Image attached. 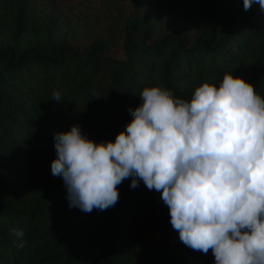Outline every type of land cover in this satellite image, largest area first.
Returning <instances> with one entry per match:
<instances>
[{
    "label": "trees",
    "instance_id": "obj_1",
    "mask_svg": "<svg viewBox=\"0 0 264 264\" xmlns=\"http://www.w3.org/2000/svg\"><path fill=\"white\" fill-rule=\"evenodd\" d=\"M225 74L264 99L258 4L0 0V264H215L212 249L180 241L161 193L142 180L132 188L126 178L114 206L85 213L69 207L51 163L54 133L78 125L114 142L145 87L190 101Z\"/></svg>",
    "mask_w": 264,
    "mask_h": 264
},
{
    "label": "clouds",
    "instance_id": "obj_2",
    "mask_svg": "<svg viewBox=\"0 0 264 264\" xmlns=\"http://www.w3.org/2000/svg\"><path fill=\"white\" fill-rule=\"evenodd\" d=\"M254 3L264 12V0H243L244 10ZM139 97L114 142L97 144L78 125L54 133L51 172L62 177L69 207L107 210L117 185L142 180L161 193L184 245L212 249L215 264H264V99L232 74L218 87L203 83L190 101L157 86ZM52 100L61 101L58 91Z\"/></svg>",
    "mask_w": 264,
    "mask_h": 264
}]
</instances>
